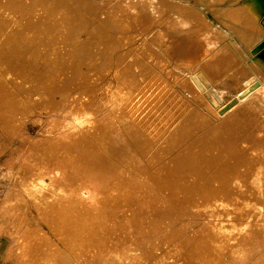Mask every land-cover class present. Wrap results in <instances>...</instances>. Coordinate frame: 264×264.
I'll return each mask as SVG.
<instances>
[{
	"label": "rangeland",
	"instance_id": "obj_1",
	"mask_svg": "<svg viewBox=\"0 0 264 264\" xmlns=\"http://www.w3.org/2000/svg\"><path fill=\"white\" fill-rule=\"evenodd\" d=\"M39 1L42 3V5L35 6V0H0V8H6L10 11H13V9L17 11H27V13L33 10H52V8L48 6V3H52L53 1L59 2L61 0ZM62 1L70 3V10L78 12L81 18L84 20V23H87L84 30L79 31L78 33L81 40L87 42L86 53L79 54L76 52L75 55H72V50L70 54L61 53L56 57L57 62L54 63L53 58L46 54V50L42 49L35 50L33 53H22L21 49H17L15 51L13 50L10 53H7L6 51H0V264H129L131 253H135L139 256H137L138 258H141H137V260L133 261L134 263L132 264H136L135 262L138 260H141V264L144 261L145 262L143 264H150L151 262L155 264V262L157 263L159 259V261H161L162 258L166 259V257L167 260L165 261L171 262L179 255H181L179 256L181 258H186L189 254V251L192 250L191 246L193 245V249L196 246L195 244L198 239L197 235L206 233L207 235L210 233L208 235V238H210L211 241L210 244L212 245L213 243V249H218L214 251L220 253H215L219 258L222 257L223 259V254H225L227 251V255L225 254L226 257L224 256V262L231 259L230 263L228 261L229 264H235L237 261L239 264H252V260L256 259L257 261L259 259L264 263V258H262L264 257V244H260L263 249L259 246V244H257L258 241L260 242L259 237L264 236V232L261 234L254 230L264 222V220H261L262 222L259 220V218L264 219V217H259L264 216V204L262 205L264 202V191L261 194L260 192L254 193L258 197H256L252 191V194L249 191H247L248 194L246 191H243L242 193L247 195L246 199L244 200H247L246 202L248 204L243 200V198H241L242 200L235 199V201L227 200L226 203L230 202L229 205H231L228 207L230 209H228L227 213L223 211L227 215L223 212H219V210L217 211L218 206L214 208L211 203L209 205L208 203L205 204L202 199H199L201 198L199 196L200 194H196V191L189 192L194 194L190 195L192 198H188V202L185 200L184 203L182 202V204L181 202L178 203V205L181 204L182 206H178L177 203L175 204V202H173L172 205H169V203H165V205L163 202L165 205L164 206L161 203L165 199L164 192L166 193L167 191L158 190L159 188L156 186H151L152 183L146 180L147 178L144 176V174H140L138 171H136V168L139 166V164H143L144 169L151 170V165L149 161H147V158L150 154H147L146 158H143L145 154L140 151V143L137 136H127L125 132V125L127 123L126 119L128 118L126 117L127 115L130 117H136L137 119L140 118L142 126L147 128V130H151L152 133H155V138H157V136L161 137L165 130L170 129L172 126L171 123L174 119H176L181 114H187V109L185 107L186 105L183 104L181 106L180 103L182 98L188 95L186 94L185 90H182L177 84L179 81H181L182 76L184 74L187 75V73L185 72L183 74V72H178L177 69H175L178 63H176V60L172 59L171 61L169 60V62L167 61V59H169L168 57H164V55H160L158 53V50L160 48H164V44L169 41H166V39H169L166 36V39H164L165 37L161 38L160 36L161 33L166 34L167 32H175L177 34H174V36L179 34V38H182L181 41H184V46L189 44L188 49H191L192 46L193 48H198L200 46L205 47L204 43L201 41V35L197 36V38L195 35L197 32H200L207 26L203 24L191 26L187 32L181 30L179 27H171V29H167L168 26L166 23H168V18L173 16H175V18L179 17L177 15L179 12H177L178 9H176V6L172 7L171 4L161 8L158 0ZM193 1L194 0H191L190 3ZM242 1L243 0H235L233 6H238V4L242 3ZM164 2L166 4L169 3L167 0H164ZM12 4H15L18 7L15 6L16 8H12ZM140 11H143L144 14H149V17H151L153 20L151 21L150 18L149 23L134 22V24L131 25L121 22L126 16L133 17V14L141 13ZM133 19L134 18H132V20ZM5 26V24L0 23V29L6 28ZM19 28H24V26H20ZM213 31L216 34L220 33L216 27H213ZM0 32L2 31L0 30ZM188 33L190 34L188 35ZM180 34H183L184 37L186 36V42L184 37H180ZM179 38H177V40H179ZM177 40L173 43H177ZM263 40L264 37L261 39V41ZM261 41L252 48L251 53L253 52L252 54L255 56V58L264 62V47L257 49ZM217 42H219V40H217ZM13 43L14 40L9 39L1 42L0 38L1 49ZM241 44L242 42H239L240 46ZM184 46L183 48H185ZM14 48L16 49L15 46H12V49ZM159 59H161V61ZM154 60L160 61L158 65L162 67V72H159V74L156 72H154V74L149 68L150 65L152 66L154 63H156ZM242 60L246 59L243 58ZM172 61L175 63H172ZM158 65L155 66L158 67ZM165 67L167 68L165 69ZM175 70L178 74H176ZM161 74L162 79L164 78V80H161ZM151 75H154L152 79H150ZM44 76L47 78H44ZM13 77L14 79H12ZM156 77H158V79ZM155 78L157 82L155 81ZM262 78L264 79V74ZM165 79L167 80L165 81ZM47 80H50V82L55 81L53 83L55 86L52 87L51 85L53 84H46ZM149 84L150 86H147ZM169 85L174 86L170 87ZM220 89L225 97H234L237 91V89L231 85H222ZM131 91H133L132 95L127 98L126 93ZM253 92L250 91L247 94H243L242 96L245 97V99L242 100L241 103H238L232 112L235 113L237 110L243 108L247 110V114H249L250 119L264 124V86H258L257 90ZM260 92L263 94H255ZM84 94L89 97V103L84 106L83 111H79L78 109L76 110L73 99ZM131 97L132 99H130ZM178 99H180L179 102H177ZM234 101V98H232L224 103L220 109V112L223 114L228 112V110H230L231 107L235 105H232ZM51 109L52 111H50ZM100 118V122L103 121L101 124L98 121ZM89 119H96L98 124L104 130L103 136L107 142H110L108 144L111 146V150L113 149V158L115 162L120 165L122 171L128 175L132 174L131 176H133L134 180H136L138 183L143 182L144 185L148 182L149 184H147L148 186L146 187H150L151 190H154L151 191L148 188V190H150L149 193L151 192V195L153 194L152 192L156 194H153V196L155 195L154 197L158 198V195L164 197L162 199L159 198L162 201H157V207L158 205L161 206V208L157 209H163V212L164 210H169L170 212V210L174 208L177 213L172 210L171 212L174 214L171 213L170 215L169 213L168 215L167 211V213L165 212L169 217L167 218L166 215H163L165 213L162 211L158 212L155 209L156 205L154 206V204H151L150 202H144L146 204L143 202H141L143 204H139L140 202H138L140 205L139 207L137 203V205L134 206V203L137 201H133L134 203L130 204V202V205L124 206L122 204V207L120 203H110L109 201H105L106 199L103 200V198H101V194H98L95 188L98 190L101 188L103 190L102 195L105 196L107 191L104 192V190H110L112 188L111 186L115 188L117 185H120L116 180L118 178L113 179L114 175L119 171L115 166L113 167V171H115L113 172V177L109 178L111 176L110 175L108 178L104 179L107 176L106 169L103 167L105 161L103 165L96 171L98 178L95 177L96 175L90 177L91 175L88 174L90 172L88 171L89 168L83 167L81 169L82 171L87 169L83 171L85 173L80 170L79 174H81V176H83V174L84 176L89 175V177L86 176L88 180L84 176L81 177L78 173V175L75 173V171H77L75 166L73 167L72 165H69L70 168L67 167L69 169H67L69 173H66L63 176L59 173L58 169L51 166L53 163L51 162V156L54 158L58 154V151H56L55 154H51L53 153V149H61L59 151H64L66 147H69L78 137L77 134L73 133L80 127V121ZM210 129L211 128L209 125L202 122L200 125H194L192 128H190V131L186 134V136L179 137L182 140L176 143L171 149L162 151L160 148H157L158 146L155 145L152 153L154 155L153 166L166 163L173 164L174 162H177V160H180L181 157L187 152L185 149H189V147L193 145L192 143H194V141L199 137L203 139L205 147L207 141L212 140V131ZM106 135L107 137H105ZM219 138L221 137L218 136L216 140ZM220 140L230 141L232 140V135L227 133L226 136L222 137ZM250 140L253 142L250 143L251 146H263V149L259 151L256 150L253 156L255 158L263 156L264 133L255 131L254 134L250 136ZM122 145L124 148H127L125 154L123 153ZM76 146L77 145H74L72 148L74 149ZM223 148L219 149L218 154L226 152V148ZM129 151H131V153ZM16 152H19L21 155L20 161L11 160V156ZM96 152L95 150L94 153L92 151L94 155L97 154ZM72 154L76 155L75 152ZM185 156V158H189L187 157L188 155L185 154ZM221 156L222 154L220 157ZM249 157H252V155ZM28 160H32V164H27V166L23 165V163H26ZM45 163L49 165H46L48 167L42 172L40 168L44 166ZM34 164L38 165L36 166L37 168L34 167ZM71 166L73 168H71ZM137 170H139V167ZM34 177H39L44 183L56 187L60 191V194H67L70 196V198L75 193V190H77L80 193L79 199L83 205H80L77 199L73 201L75 196L71 199L68 197L69 199H65L64 201L62 200L61 204H59L61 202L59 200L55 201V203L51 202V205L45 200L34 201L30 199L22 191V185L26 183V181L23 179L30 180ZM55 177L59 178V180L55 182L56 184L52 180ZM94 177L101 179V181H95ZM139 178L140 180H138ZM89 179L92 180L89 181ZM107 179L111 180V182H109L110 184L108 183ZM112 180L113 182L116 180V185L115 183L111 184L113 183ZM104 181L108 183L109 187ZM99 182L105 184L104 186L107 188L104 189L102 188L104 186H99ZM154 188L157 189L155 190ZM102 190L99 192H102ZM170 191H168L169 193L167 192L166 194L169 195L171 193ZM181 193L178 194L180 195ZM178 194L176 193L174 196H177ZM170 195L172 196V193ZM10 196L15 197V199H12ZM252 196L253 198L256 197V199H252ZM167 197L169 198V196ZM247 197H250L254 203ZM9 199L11 200L12 204L9 203ZM192 199L194 201L197 199L200 205L197 202L195 206L191 202V205H193L191 208L189 203L192 201ZM249 200L251 202H248ZM65 201L67 202L65 203ZM102 201H105V203ZM201 203L205 204L203 208ZM233 203L238 204L232 205ZM249 203L251 205H249ZM4 204L7 205L5 206ZM174 204L175 207L172 208ZM141 205H146V208L149 209V216H147V211L144 215V211H142L146 210L144 206L140 211V208H142ZM168 205L171 207V209L166 207ZM226 205L227 204L224 206ZM3 206L4 208H2ZM130 206H132V208H130L132 210H139L140 214L138 211V213H133L132 211V215L129 214L131 210L126 212V209H128ZM176 206L179 208L182 207L181 209L183 210L181 211ZM52 207L57 209L52 210L49 215L44 214L46 212L44 209H51ZM195 207L197 209H195ZM239 207H242L241 210L246 208L245 211L243 210V212H246L244 213L246 216L241 214L243 212H241ZM184 208H187L189 211L187 209V211H185ZM212 210L216 211L212 212ZM124 211L131 217L128 218L125 216L126 214ZM151 212L154 215H152ZM155 212L157 213L156 215ZM204 212H206L205 215L209 214L210 217L213 216L212 219H210V217L207 218L208 216H204ZM239 212L240 216L236 215L238 219H234L236 216L233 215V213L236 214ZM159 213L162 214L160 215ZM135 216L137 218H135ZM160 216L163 217L161 218ZM252 216L254 221L252 220V223H248V221L252 219ZM205 217L209 220L206 221ZM232 217H234V220ZM215 218L219 220V222ZM225 218H229V220ZM241 218H243V220L245 218L244 222L247 221V223H243ZM161 219L163 221L165 220L166 223L163 224ZM214 219L216 220V223ZM156 220H160L159 222H162L163 226L160 223L158 225V223L154 222ZM236 220L239 221V224ZM235 221L237 224H234ZM240 223H242V225ZM253 223H256V226L257 223L260 225L254 228L255 225H253ZM244 224L247 226L249 224V227H252L253 225L254 229L247 228V226ZM217 226L220 228L218 229ZM262 227H264V223ZM203 228H205V230H203ZM20 229L24 230L23 233ZM244 229L247 231L248 229H252V232H257L252 233L249 230L248 237L251 235V237H256V234L258 233L260 236L257 235L258 237L253 238L254 240L250 237L253 242L250 239L247 240V232ZM13 230L16 231L14 232ZM242 231H244L245 234ZM213 232L215 234L218 233L217 236L219 237H216L215 239L216 235H213ZM26 233H28V235ZM232 233L234 234L231 236ZM236 233L237 236L240 234L238 239L242 236V238H240L241 241L244 238L245 241H243L245 244L248 242L246 246H249L250 242L253 244L254 241H256L255 243L258 246L255 243L254 244L258 248L260 247V249L257 248V250L262 251L253 252L256 250V246L250 245V250L249 247L246 248L243 246V241L242 246H240L239 244H241V242H239V244L238 241L236 242ZM67 235L74 246L70 243V240H68ZM22 236L23 239L27 237L26 239L30 243H28L29 245L27 244L29 249L26 248V250H28H25V253L23 252L24 254L22 253L18 255L15 252L19 248V240L20 238L22 239ZM195 236H197L196 240ZM224 236H226L225 240L223 239ZM243 236H245L246 239ZM131 238L132 240H130ZM189 238H192L191 241L193 242L195 240V243L191 244L193 242H191ZM23 239L22 241H24ZM186 239L189 240L187 241ZM211 239H218L219 241L222 239L223 242H219L217 240V243V241ZM184 240H186L188 244L191 242V245H186L185 243L187 242ZM229 241H235L236 243H234L238 244V247L240 248L239 250L242 251L238 250L237 252L236 250L238 248L236 245L235 248H233L234 246H229L232 245V243ZM182 242H184L183 244H185V248L181 247L183 245L181 244ZM225 242L229 243L226 244ZM31 243H33L32 246ZM260 243H264V241ZM177 245H180L182 250ZM217 246H220L221 248H217ZM226 246L229 248H226ZM231 247L233 252L235 249L237 254L243 253V247H245L246 250L249 249V251L240 255H246V253L253 252L252 256L249 254V256L246 255L248 259L245 261V263H242V261L246 258L241 259L242 261L235 260L234 258H236L238 255L235 254V257L233 256L235 252H232L230 249ZM222 248H224L223 253H221ZM228 250L232 253H228ZM13 253H15V256ZM181 253H187V256L184 254V257H182L183 254ZM257 253L263 256H259ZM229 254H233L232 258H229L231 257ZM257 256H259L258 259ZM18 257H23L24 259L22 258V260H20ZM259 260L257 263L261 264L262 262ZM139 261L137 262L138 264H140Z\"/></svg>",
	"mask_w": 264,
	"mask_h": 264
},
{
	"label": "bare ground",
	"instance_id": "obj_2",
	"mask_svg": "<svg viewBox=\"0 0 264 264\" xmlns=\"http://www.w3.org/2000/svg\"><path fill=\"white\" fill-rule=\"evenodd\" d=\"M158 1H159V4L161 5V8L166 7L169 4H171L172 7L176 6V9H178L177 12H179L177 14L179 16V18L189 21L191 23V26H197L199 24H203V25L207 26L205 29L196 33V35H195L196 38H197V36L201 35V37H202V36H205V34H208V35H210V38L212 41L217 42V40H219V42H217L218 47L215 49H212V50L206 49L205 44H204L205 47L200 46L198 48L197 47L193 48V46H192V48L190 47L191 49H188L189 44L187 45L185 43L188 47L186 45L184 46V43H183L184 41L183 40L181 41L182 38H179V36H178L179 34L174 36V34H177V33H175V32H173V33L167 32L166 34L161 33L160 37L163 38L166 36L169 39H166V37L164 39H166V41L167 40H169V41H167L164 44V46H165L164 48H160L158 50L159 51L158 53L160 55H164V57L165 56L168 57L169 59H167V61H169V60L171 61L172 59L176 60V63L177 62L178 63H177V65L175 64L176 65L175 69H177L178 72H181V73L183 72V74L185 72L187 73V75L184 74L185 76L182 74L183 76H182L181 81H179L177 83L178 86L182 90H185L186 94L188 95V96L183 97V98L181 97L182 101L180 103L181 106L183 104L186 105L185 107L187 109L186 110L187 114L186 115L181 114L176 119H174L173 122L171 123L172 126L170 127V129L165 130L161 137L157 136V138L159 137L158 139L155 138V133H152L151 130H147V128L142 126L140 118L137 119L136 117H130L128 115L126 116V117H128L126 119L127 123L125 125V132H126L127 136H135V137L137 136L139 143H140V145H139L140 151L143 154H145L143 156V158H146V155L150 154L149 157L147 158V161H149V163L151 165V167H150L151 170H148V169L146 170L143 168V164H139V166H137V168H136V171H138L140 174H144V176L147 178L146 180H148V182L150 181L153 184V185L151 184V186H153V187L156 186L157 188H159L158 190H166L167 192L171 190L170 192L172 193V196L170 195L171 193L169 195H167L166 194L167 192L166 193L164 192L165 199L162 201L159 198L162 199L164 197H161L157 194L158 195V198H157V197H154L156 195L154 192H152L153 194H155L154 196H153V194L152 195L150 194L151 192L149 193V191L151 189H150V187H146V186H148L147 184H149L148 182L146 184H144L145 185V187H144L143 182L138 183L136 180H134L133 176H131L132 174L128 175V174L124 173V171H122L120 165L115 162V160L113 158V154H112L113 149L111 150V146L108 144L110 142H107L106 139L104 138V136H103L104 130L98 124L96 119H94V120L89 119V120H85V121L84 120L80 121V127L73 133V134L78 135V137H77L78 140L75 139V141L69 147H66L64 151H59L61 149H53V151H52L53 153H51V154H55L56 151H58V154L54 158L51 156V159H52L51 162H53L51 166L58 169L59 173L62 176L65 175L66 173H69L67 171V169L70 168L69 165H72L73 167L75 166V168H77L76 169L77 171H75L76 174L77 173L79 174L80 170L83 167H86V168L91 169V170L88 169V171H90L88 173L91 175L90 177H93L95 175H96L95 177H97L96 171L103 165V163L105 161L103 167H105L104 169H106L107 176L104 179L108 178L110 175L111 176L109 178L113 177V175H114L113 172H115V171H113V167L115 166L120 172L118 171V173H116L114 175L113 179L118 178L116 180H117V183L120 185H117V187H115L116 180H115V182H113V180H112L113 183H111V184L115 183V185H114L115 188H113V186H111L112 188L110 190H104V192L107 191L105 196L102 195L103 190L101 188H99L100 190L95 188V190L98 192V194L99 193L101 194V198H103V200L106 199L105 201H109L110 203H117V204L120 203V205L123 204L124 206H126V205H130V204L134 203L135 201H137L134 203V206H135L138 204V202H140L139 204H143L144 202H146V203L150 202L151 204H154V206L156 205L155 209L158 212H160L163 209H161V210L157 209V208H161V206H159V205L157 207V201L158 202L162 201V203H161L162 205H164L165 203H169V205H172L173 202H175V204L177 203V205L180 202L182 204V202L184 203L185 200H187V202H188V198H190V199L192 198L190 195H193L194 193L191 194L189 192H191V191L195 192L196 191L197 192L196 194H198V195L200 194L199 196L201 198H199V199L200 200L202 199V201L205 204L208 203V205H209L211 203V205L214 208L218 206L217 211L218 210H219V212L225 211L227 213L228 209H230L228 207L231 206V205H229L230 202L226 203L227 200H234L235 201V199H241V198H243V200L246 199L247 195L243 194L242 193L243 191H246V192L252 191L253 194L257 193V192H260V194H261L264 191V155L257 157V158H255L253 156L255 151L256 150L257 151L262 150L263 146H261V145H258V146L252 145L251 146L250 145V143H253L250 140V136L252 134H254L255 131L264 133V124H262L261 122L253 121L252 119H250L249 114H247V110H245L243 108L237 110L235 113L232 112L235 109V106L238 103H241V101L245 99V97L242 96L243 94H247L250 91L253 92V91L257 90L258 86H264V79L262 78V76L264 74V62L255 58V56H253V54H252L253 52L251 53L252 48L256 44H258V42H260L261 39L264 37V0H243L242 3H239L238 6L236 5L235 7L233 6L235 0H194L192 3H190L191 0H167V1H169V3H167V4L164 2V0H158ZM35 4H36L35 6L42 5V3L39 0H35ZM9 5H10V3H9ZM15 6H17V5H15V4L11 5L12 8H16ZM48 6H50L52 8V10H38V11L33 10L29 13H27V11H17L14 9H13V11H10V10H7L6 8H4V9L0 8V23L6 25L5 26L6 28L0 29L2 31V32H0V36H2V37H0L1 42L8 40V39L14 40L13 44H10L3 49H1V47H0V51L1 52L6 51L7 53H10L13 50L15 51L17 49H21L22 53L23 52L33 53L35 50H38V49L41 50L42 49V50H46V54L50 55L53 58L54 63L57 62L56 57L61 53L62 54H70L71 50L73 52L72 55H75L76 52H78L79 54L80 53H86L87 42L84 40H81L78 33H79V31L84 30L85 25L87 23H84V20L81 18L80 14L76 11L70 10V6H71L70 3L63 2L62 0L59 2L53 1L52 3H48ZM140 12L141 13L133 14V17L126 16L125 19L122 20L121 22H124L125 24H128V25L134 24V22L149 23L150 18H151V17H149V14H147V13L144 14L143 11H140ZM21 17H22V19H21ZM132 18H134V19L132 20ZM152 20L153 19L151 18V21ZM115 22H117V21H115ZM167 22H168V23H166L168 26L167 29H171V27L172 28L178 27V25L176 23L175 16L168 18ZM20 26H24V28H19ZM213 27L214 28L216 27V29L219 30L220 33L219 34L214 33ZM187 31H189V29L186 30V32ZM162 34H164V35H162ZM189 34L190 33H188V35ZM180 37H184V35L182 34ZM177 38H179V40H177ZM189 38H187V39H189ZM161 40H163V39H161ZM176 40L178 42L173 43L174 41L176 42ZM185 42H186V38H185ZM194 42H195V40H194ZM194 42H193V44H194ZM239 42L240 43L242 42V44H241L242 48L239 45ZM263 42H264V40L261 41V43H263ZM261 43H259L258 46H260ZM193 44H191V45H193ZM12 46H15L16 49L15 48L12 49ZM183 46L185 48L186 47L187 48L185 49V48H183ZM243 58H245L246 60H242ZM156 59H157V57H156ZM159 60L161 61V59H159ZM154 61H156V63H154L155 65H158L160 62L157 60H154ZM173 62L174 61H172V63ZM152 63H153V61H152ZM241 63H243V64H241ZM154 64L152 66L150 65V67H149L150 70L153 73L156 72L157 74H159V72H162V69H161L162 67L160 65H158V67H157ZM166 68L167 67H165V69ZM232 69H234V70H232ZM177 71L175 70L176 74H178ZM229 71H231V72H229ZM167 74H168V72H167ZM163 76H164V74H163ZM168 76H169V74H168ZM153 77H154V75H151L150 79H152ZM44 78H47V77L44 76ZM156 78L158 79V77H156ZM156 78H155V81H156ZM159 78H160V75H159ZM179 78H180V76H179ZM12 79H14V77ZM167 79H165V81ZM161 80H164V78L162 79V74H161ZM176 80H178V79H176ZM168 81H170V80H168ZM54 82L55 81L50 82V80H47L46 84L51 85ZM153 83H154V81H153ZM166 83H168V82H166ZM222 85H225V86L231 85L234 88H236L238 92L236 91V95L234 97H225L223 92L220 89V87ZM51 86L54 87L55 85L53 84ZM147 86H150V84ZM161 86H162V84H161ZM172 86H174V85H172ZM172 86H170V87H172ZM158 88H159V85H158ZM163 89H164V87H163ZM132 93H133V91L127 92L126 93L127 98H129L132 95ZM255 94L258 95V94H263V93L260 92V93H255ZM135 98H136V95H135ZM232 98H234V100H235L232 105H234V104L235 105L232 106L231 109L228 110V112H226L224 114L221 113L220 109H221L222 105ZM130 99H132V97ZM179 100L180 99H178L177 102H179ZM73 102H74V107L76 108V110L78 109L79 111H83L84 106L89 103V97L86 96L85 94L80 95V96L75 97L73 99ZM50 111H52V109ZM100 120H101V118L98 121L100 122ZM102 122H100V124ZM202 122L209 125L211 128L210 130L212 131V140L207 141L205 147H204L203 139H201V137H199L198 139H196L194 141V143H192L193 145L191 147H189V149H185L187 152L186 153L184 152V153L186 155H188L187 157H189V158H185L186 156L184 154L180 160H177V162H174L173 164L166 163V164L153 166L154 155L152 153H153V148L155 145L158 146L157 148L158 149L160 148L162 151L171 149L176 143H178L180 140H182L179 137L186 136V134L190 131V128H192L194 125L198 126ZM227 133H230V135H232V140H230V141L220 140L222 137H225ZM107 135L105 137H107ZM218 136L221 138L216 140ZM224 142H226V143H224ZM223 144H224V146H223ZM74 145H77V146L74 147V149H73L72 146H74ZM116 147L118 148L117 145H116ZM223 147L226 148V152L221 153L222 156L220 157L221 154H218V151L220 148H223ZM46 149H48V148H46ZM94 150H95V152L98 151V152H96L97 154H95V155L93 154ZM120 150H122V149H120ZM92 151H93V153H92ZM126 151H127V148H124V146H123V153L125 154ZM73 152H75L76 155H73L72 154ZM129 152L131 153V151H129ZM251 155H252V157H249ZM20 156H21L20 153L16 152L11 156V160L20 161ZM127 156H129V155H127ZM124 158H125V156H124ZM218 158H219V160H218ZM127 159H129V158H127ZM217 161H218V163H217ZM27 164L31 165L32 160H28L26 163H23V165H25V166H27ZM34 165H35L34 167L38 166L36 164H34ZM46 165H49V164L45 163L44 166H42L40 168V170L42 172L44 170H46V168L48 167ZM72 166H71V168H73ZM138 167H139V170H137ZM84 170H87V169H84ZM88 171H86V172H88ZM103 171H105V170H103ZM83 173H85V172H83ZM103 173H102V176H103ZM139 173H138V176H139ZM117 174H118V177H117ZM79 175L81 176V174H79ZM104 175H105V173H104ZM83 176H84V174H83ZM83 176H81V177H83ZM86 176H84V177L88 180L87 177H89V175L87 177ZM144 176H143V178H144ZM95 177H94L95 181L96 180H97V182L99 180L101 181V179H97L98 177L97 178H95ZM104 179H102V180H104ZM23 180L26 181V183L24 185H22L23 193L34 201L45 200L47 203L50 204L51 202L55 203V201L59 200V201H61L59 204H61L62 200L64 201L65 199L70 198V196L67 194H60V191L56 187H54L50 184L44 183L43 180L40 179L39 177H34L30 180H25V179H23ZM52 180L55 183L59 180V178L55 177ZM90 180H92V179H89V181ZM107 180H108V183L111 182L110 179H107ZM138 180H140V178ZM105 183H107V182H105ZM108 183L106 184L107 186H108ZM100 184H103V183L99 182V186L105 185V184H103V185H100ZM153 187H152V189H153ZM102 188L106 189L107 187L104 186ZM148 188L150 190H148ZM101 190H102V192H99ZM151 191H154V190H151ZM252 192H251V194H252ZM176 193L177 194L181 193V194L174 196V194H176ZM159 194H161V193H159ZM247 194H248V192H247ZM167 196H169V198ZM236 196L239 198H237ZM72 197H74L73 201L75 199H77L79 201V204L83 205V203L79 199L80 193L77 190H75V193L73 194V196H71V198ZM256 197H258V196H256ZM256 197L253 198V196H252V199L255 200ZM11 198L15 199V197H11ZM247 198L250 199V197H247ZM100 200H102V199H100ZM250 200L248 202L252 201V200L251 201ZM70 201H68V202H70ZM105 201H102V202L105 203ZM66 202L67 201H65V203ZM141 202H143V203H141ZM163 202H164V204H163ZM191 202L196 206L198 201H197V199H195V201L192 199V201H190L189 205L192 204ZM194 202H196V203H194ZM215 202H216V204H215ZM6 203H8V202H6ZM9 203L12 204L10 199H9ZM75 203H77V202H75ZM146 203H144V204H146ZM59 204H58V206H59ZM175 204H174V206H172V208L175 207ZM181 204H179L178 206H182ZM201 204H202V208H203V206H205V204H203V203H201ZM225 204H227V205L224 206ZM237 204L233 203L232 205H237ZM263 204H264V202L262 203V205ZM63 205H64V203H63ZM123 205H122V207H123ZM169 205L166 207H168V209H171V207ZM199 205H200V203H199ZM219 205H220V208L222 206L223 207L220 209ZM241 205H242V202H241ZM249 205H251V204L249 203ZM60 206H62V205H60ZM74 206H77V205H74ZM141 206H142V208H140V211L143 209L144 205H141ZM192 206L193 205H191V208H192ZM139 207H140V205H139ZM2 208H4V206ZM48 208H49V206H48ZM52 208L51 209H44L47 212L46 213L44 211L45 212L44 214L49 215V213H51L52 210H56L58 207L53 208V209ZM130 208H132V206H130L128 209H126V212L128 210L129 211L131 210L129 212L130 215H132V211H133V213L134 212L136 213L137 211L139 212V210H135V209L132 210ZM144 208H146V205L144 206ZM162 208H163V206H162ZM177 208L180 209L181 211L183 210V209H181L182 207L181 208L177 207ZM206 208H208V207H206ZM239 208L241 210L242 207H239ZM137 209H138V206H137ZM178 209H176V210H178ZM186 209L184 208L185 211L188 210V209L187 210ZM189 209H190V207H189ZM195 209H197V208L195 207ZM245 209H242L241 212H243V210L245 211ZM124 210H125V208H124ZM172 210L175 211L174 208ZM172 210H170V212H169V210H167L168 213L166 210H164V212L163 211L162 212L163 213L166 212L168 215L170 213V215H171V213H173V212H171ZM192 210H194V209H192ZM199 210H200V208H199ZM58 211H60V210H58ZM142 211H144L143 213L145 215L146 211H147L146 213L148 214L149 209L146 208V210H142ZM210 211H211V209H210ZM214 211H216V210H214ZM214 211L212 210V212H214ZM234 211H236V210H234ZM248 211H249V209H248ZM126 212H125V214H126L125 216L130 218L131 216H129V214ZM175 212L177 213V211H175ZM225 212H223V213L226 214ZM166 213L163 215H166ZM244 213H246V212H243L241 214L246 216V214H244ZM248 213H247V215H248ZM139 214H140V212H139ZM156 214L157 213L155 212V215ZM205 214H206V212H204L203 215L208 216L207 218L210 217L209 214L208 215H205ZM152 215H154V214L152 213ZM221 215H223V214H221ZM233 215L240 216V212L236 213V214L233 213ZM260 215H261V212H260ZM147 216H149V214ZM223 216H221V217H223ZM253 216L251 217L252 219L250 218L251 222L248 221V223H252L254 221ZM212 217H210V219H212ZM218 217H219V215H218ZM234 217H232V219ZM259 217H264V216H259ZM135 218H137V217L135 216ZM167 218H169V217L167 216ZM207 218L205 217L206 221L209 220ZM236 218H237V216L234 219H236ZM132 219H133V216H132ZM225 219L229 220V218H225ZM241 219L243 220V218H241ZM165 220H166V217H165ZM165 220L163 221L161 219V221H163V224L166 223ZM216 220H215V223H216ZM259 220L261 221L264 219L259 218ZM159 221L160 220H156L154 222L158 223V225H159V223L162 224V222H159ZM217 221L219 222V220H217ZM236 221L234 224H237ZM244 221H245V218L242 222L247 223V221L246 222H244ZM257 221H255V222H257ZM211 222H208V223H211ZM237 222L239 224V221H237ZM8 223H9V221H8ZM259 223H257V226H256V223L255 224L253 223V225H255V227L253 225H252V227H249V224H248V226L245 224L244 225L247 226V228L254 229V228L258 227V225H260ZM263 223H261V224L263 225ZM163 224H162V226H163ZM240 224L242 225V223H240ZM262 225H260L261 227L259 226L260 228L258 227L254 230L262 234L264 232V227H262ZM225 226H226V224H225ZM212 227H213V225H212ZM205 228H203V230H205ZM217 228H218V226H217ZM244 228H246V227H244ZM229 229H231V228H229ZM252 229L251 230L248 229V231L250 230V232H252ZM6 230H7V228H6ZM21 231L23 233L24 230H21ZM219 231H217V232H219ZM245 231L247 232L246 233L247 240H249V239L251 240V238L253 239V238L260 236L258 233V234H256V237L255 236L251 237L252 236L251 235L250 236L251 238H250V237H248V231L247 230H245ZM255 231L252 233H257ZM242 232L244 233V231H242ZM243 233H242V235H243ZM26 234L28 235V233H26ZM209 234L210 233H208V235ZM214 234L215 233L213 232V235ZM217 234H215L216 235L215 239H216V237H219V236H217ZM233 234L234 233H232L231 236ZM193 235H192V237H193ZM208 235H207V233L202 234V235H197L198 239L196 238L197 236H195V240L197 239L196 244H195L196 246L194 245L195 248L193 249V247H192L193 245H192L191 246L192 250H190V251L187 249L189 247L186 248L189 251L188 256H187V253L186 254L184 253L187 256L186 258H181V257H179L181 255L178 254L179 256L178 257L175 256L176 257L175 259L172 258L173 260L171 262L165 261V260H167V257H166V259L162 258L161 261H159L160 259L158 261L160 262V264H229L231 259L224 262V256L227 253V251L225 254H223L224 255L223 259H222V257L219 258L217 256V254H220V253L215 252L218 249H213L214 245H213V243H212V245L210 244L211 241H210V238H208L209 237ZM235 235L237 236V233ZM239 235L237 236V238L236 237L235 238L237 239L236 242L238 241V244H239V242H241V244H239L240 246H242L243 243H244L243 246H245L246 248L249 247L250 245L256 246L257 244H259V246H260V244H262V245L264 244V243H260V242L264 241L263 240L264 236L263 237L260 236L259 237L260 242L257 239H255L258 241L256 244L255 243L256 241H254V243L256 245L254 243L252 244V242L254 240L253 239V240H251L252 242H250L249 246H246V244L248 243L247 240H246L247 243L245 244V242H244L245 240L243 238L242 241L243 240L244 241L242 243V241L240 239V238H242V236L239 238L240 239L239 240L238 239ZM263 235H264V233H263ZM23 236H24V234H23ZM23 236H22V239H23ZM226 236H224V238L223 237L222 238L225 240ZM68 237L69 236L67 235V238ZM243 237H245V236H243ZM246 237H245V239H246ZM26 238L27 237H25V239H23L24 241H22V239L20 238L19 248L15 252L16 254L20 255L23 252L25 253L26 248H28V245L30 244ZM74 239H76V238H74ZM189 239H190V241L192 240V238H189ZM215 239H211V240H215ZM68 240H70V239L68 238ZM130 240H132V238ZM186 240H184V241L187 242L188 240L187 241ZM195 240H194V242L191 241L193 243H191V242L190 243L194 244ZM217 240H215V241H217ZM215 241H214V243L216 244ZM218 241H217V243H218ZM220 241L223 242L222 239ZM229 242H231V241H229ZM229 242H227V243H229ZM234 242L235 241H232L231 242L232 245H229V246H234L233 248H235V245H236V247L238 248L236 251L238 252V250L240 248L238 247V244H235L236 242L235 243ZM70 243L74 246V244L71 242V240H70ZM74 243H75V241H74ZM183 243L184 242H182L181 244H183ZM32 244L33 243H31V246H32ZM185 244L187 245L188 242ZM185 244H183L181 247H184ZM189 244H188V246H189ZM257 246H256V250H254L253 252L259 251V250H257V248H258ZM178 247L180 248V245ZM219 247L217 246V248H219ZM245 247H243L244 252L249 251V249L251 250V247H249L248 250H246ZM260 247L262 248V246H260ZM260 247L258 249H260ZM226 248H229V247L226 246ZM180 249H179V251H180ZM223 249L224 248L221 249L222 250L221 253H223ZM230 249L232 250V247ZM187 250H186V252H187ZM229 250H228V253L233 252V250H232V252H229ZM236 251L234 249V252H235V253L233 252L234 255L229 254V255H231V257H229V258H232V255L235 257V254L238 255V256H236L237 259L234 258L235 260L240 261L241 259L246 258L245 260H243L244 262L241 260L242 263H245V261H247V259H248L247 256H249V255L252 256V253H253V252L252 253L251 252L246 253V255H247L246 256V255H240V254H244V252L237 254ZM239 251H242V250H239ZM261 251H259V252H261ZM263 252H262V254H263ZM15 253H13V255ZM215 253H217V254H215ZM181 254H183V253H181ZM184 254L182 257H184ZM255 255H256V253H255ZM21 256H25V255H21ZM130 256L131 257H130L129 264L134 263L133 261L137 260V258L139 257L135 253H131ZM241 256H245V257H241ZM259 256H263V255L260 254ZM259 256H257V259L259 258ZM20 257H18V258H20ZM141 257H142V255H141ZM22 258H20V260H22ZM262 258H264V257H262ZM262 258H261V260H262ZM138 259H141V258H138ZM140 261H139V263L141 264ZM142 261H144V260H142ZM158 261H157V263L159 264ZM228 261H229V263H228ZM254 261H256V259L252 260V264ZM257 261L254 262V264H256ZM137 262H135V263L138 264ZM144 262H142V264ZM237 262L235 264H239V262L238 263ZM260 262L263 263V261H260ZM157 263L155 262V264H157ZM150 264H154V263L151 262Z\"/></svg>",
	"mask_w": 264,
	"mask_h": 264
},
{
	"label": "clouds",
	"instance_id": "obj_3",
	"mask_svg": "<svg viewBox=\"0 0 264 264\" xmlns=\"http://www.w3.org/2000/svg\"><path fill=\"white\" fill-rule=\"evenodd\" d=\"M176 23L181 30L186 31L191 28V23L189 21L183 20L179 17L176 18ZM201 41L205 44L206 49L208 50H212L218 47V43L215 41H212L210 38V35L208 34H205V36H202Z\"/></svg>",
	"mask_w": 264,
	"mask_h": 264
},
{
	"label": "water",
	"instance_id": "obj_4",
	"mask_svg": "<svg viewBox=\"0 0 264 264\" xmlns=\"http://www.w3.org/2000/svg\"><path fill=\"white\" fill-rule=\"evenodd\" d=\"M264 46V42L260 44V46L257 47V49H260Z\"/></svg>",
	"mask_w": 264,
	"mask_h": 264
}]
</instances>
